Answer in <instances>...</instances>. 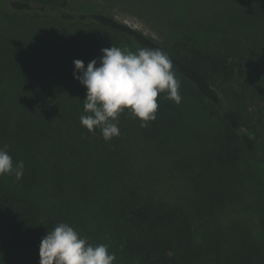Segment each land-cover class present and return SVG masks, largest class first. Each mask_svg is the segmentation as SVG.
<instances>
[{
  "label": "trees",
  "instance_id": "16d2710c",
  "mask_svg": "<svg viewBox=\"0 0 264 264\" xmlns=\"http://www.w3.org/2000/svg\"><path fill=\"white\" fill-rule=\"evenodd\" d=\"M7 1L13 19L49 13L63 31L51 35V48L35 43L32 28L21 32L12 25L0 32V83L14 80L26 93H39L20 99L17 113L11 105L19 98L9 101L11 113L0 118V147L8 145L13 159L25 165L23 178H15L19 192L0 178V218L8 232L0 243V264H40L47 232L60 222L78 230L92 209L111 219L120 250L138 264H264V185L255 192L258 234L241 225L208 224L200 240L194 235L196 217L216 216L245 197L254 177L251 164L264 151V85L250 76L246 46L249 40L262 42L257 35L264 32V0H233L229 18L216 16L207 36L187 25L167 43L114 15L71 10V0ZM113 45L167 52L177 74L192 85V98L221 125L210 151L179 164L193 188L192 210L157 198L134 172L132 140L167 129L171 100L158 96L157 118L147 127L126 110L119 117L121 135L110 141L99 129L93 135L81 125L87 89L74 78L73 61L87 66ZM50 49L48 82L46 71L31 67L36 59L49 60ZM39 186L50 193L52 212L22 195Z\"/></svg>",
  "mask_w": 264,
  "mask_h": 264
},
{
  "label": "rangeland",
  "instance_id": "374dc122",
  "mask_svg": "<svg viewBox=\"0 0 264 264\" xmlns=\"http://www.w3.org/2000/svg\"><path fill=\"white\" fill-rule=\"evenodd\" d=\"M243 1V0H239ZM242 3V2H239ZM236 6L233 0H71L70 9L78 12L92 13L96 11L114 15L127 24L144 31L156 40L167 43L171 37L183 30L187 25L196 30L201 36L210 33V25H213L216 16L222 15L221 19H228V7ZM9 3L0 0V32L5 27L19 26L21 32L32 28L35 32L36 44H46L51 48V35L61 33L63 30L58 21L51 18L47 13L43 17L33 18L30 16L13 19L7 12ZM242 30V29H241ZM240 30V32H241ZM258 38L262 42L259 45L249 40L246 43L247 60L251 67L250 76L256 83L264 85V32L258 31ZM8 33H10L8 31ZM258 41V40H257ZM135 51L133 46H126ZM41 49V48H40ZM40 51L35 52L37 55ZM45 55V51H41ZM40 55V53H39ZM50 58L42 57L32 63L35 71H46V81H51V67L46 69ZM38 74L36 75V77ZM181 81V103L173 100V111L170 113L169 124L166 130L149 137L147 135L135 136L131 144L136 157L135 177H141L149 185L157 198L182 205L187 210H192L193 188L179 164L186 160H195L202 153L208 152L214 146L221 130L219 121L206 113L202 107L192 98L190 92L192 85L177 74ZM24 79L29 77L24 74ZM42 78V76H41ZM12 79V78H11ZM31 81V80H30ZM51 92L47 95L50 96ZM39 97V93L29 91L26 93L14 80H4L0 83V118L8 112L9 101L18 99L17 105L11 107L15 113L20 111L19 100ZM17 101V100H16ZM15 101V102H16ZM13 112V111H12ZM16 115V114H14ZM20 161V159H14ZM254 177L248 182L249 188L245 190V197L234 205L229 206L216 216L208 219L195 218L194 235L197 240L201 239V233L208 224H219L222 228L232 225H241L248 228L254 234L260 231V219L256 210L257 189L264 185V151L252 162ZM3 185L15 187L14 175L0 176ZM22 195L31 199L42 207L44 212L54 210L51 205V195L42 186L32 190L22 191ZM78 213V210H75ZM97 209L86 212L85 225L79 224L78 230L90 237L95 244H108L110 251L116 255L114 264H138V261L125 256L118 245L116 230L111 224V219H106L97 213ZM2 212H0L1 214ZM8 238L6 227L0 218V243ZM32 254L28 258H31Z\"/></svg>",
  "mask_w": 264,
  "mask_h": 264
},
{
  "label": "clouds",
  "instance_id": "9594fccd",
  "mask_svg": "<svg viewBox=\"0 0 264 264\" xmlns=\"http://www.w3.org/2000/svg\"><path fill=\"white\" fill-rule=\"evenodd\" d=\"M103 55L85 62L75 59L73 76L86 86L81 125L93 135L99 129L110 141L121 135L119 117L126 110L147 127L157 118L158 96L179 104L181 81L169 54L159 48H103ZM24 162L14 161L9 146L0 147V176L24 175ZM40 264H114L108 244H92L72 225L58 223L42 238Z\"/></svg>",
  "mask_w": 264,
  "mask_h": 264
}]
</instances>
